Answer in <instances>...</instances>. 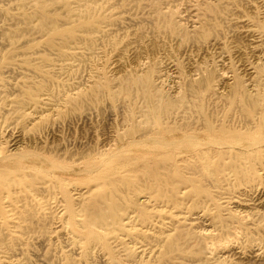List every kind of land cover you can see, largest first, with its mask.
Wrapping results in <instances>:
<instances>
[{"label": "bare ground", "instance_id": "6f19581e", "mask_svg": "<svg viewBox=\"0 0 264 264\" xmlns=\"http://www.w3.org/2000/svg\"><path fill=\"white\" fill-rule=\"evenodd\" d=\"M166 1H169V0H166ZM201 3L203 6L202 7L203 12L201 13L199 8L195 9L196 20H194V23H193V26H191L192 27L191 29L186 28L183 25V22L180 20V18H178L171 11L163 10L161 6L157 3L152 4V7H153L152 22L154 23V25L159 30L167 31V33H170L172 36L175 34L178 36L181 35L182 39L187 43H192V45L193 43L194 44L196 43L197 47H199L198 51L199 52L200 50L202 51V55L198 51H197L198 53L196 52L193 53V54L196 53L195 55L198 57L199 55L203 57L210 56L209 53L212 52L210 51L212 50V48L218 49L221 47L223 48L227 45V43L225 41H222L221 37L219 36V33L221 31L218 28V26L220 25L219 23H217L218 20L212 18L211 17L212 15L210 16L209 14V13H213L215 15H218V19H220L219 14L225 12L226 6L224 7L223 5L215 3L212 0H202ZM245 5L246 4H244V8H245ZM248 5H249V8L251 9L256 8L252 4H248ZM110 7H112L110 4L106 2L100 3L99 0H22L21 3H19V8L21 9L20 12L18 13V15L16 12L17 16H13V17L17 20L18 23H24L25 27L22 28V33L24 35L28 33L39 34L40 37H42V39L36 40V39H30L29 37L24 36V38L20 40L19 35H14V34L4 35V33H3L4 37L0 38V48H5L6 46L11 47L7 52H4L2 51V49H0V79L6 74H14L18 72H19L18 74H20L21 76L22 74L24 75L27 74V75L34 76L36 78L34 80L31 79L32 81L22 83L23 85L19 89V92H17L18 94L16 95V97H15V94L13 93L15 97V99L13 100L14 101L13 103H15L14 105L15 108L13 109L18 111V114H20L19 116H20V119L22 120V123L27 124L28 122H31V121L36 122L41 117V115L47 111L49 112L57 111V113H60V112L64 113L65 111L62 112L63 111L62 109L65 106H67L68 103L69 104L72 103L74 105L72 106L74 107V109L81 110L85 107L86 104H88L86 102L89 98L100 100L101 98L105 96L109 97L112 100L119 101L120 99L125 104L129 105L131 108V111L129 112L128 117L130 119L136 115L137 110H135V108H137L138 106L140 110V114L145 116L146 119L152 120L153 125L150 126V128L148 129H140L136 125L130 124L127 127V133H125L127 134L126 138L123 137L124 138L123 142H125L124 146L122 147L119 146L121 144L120 143L118 147L115 149H113L111 145H109L107 149L105 148V151L109 150V153L107 154L109 155V158H111L110 152L113 154L116 153L117 155L119 154L118 152H120L122 149L129 148L127 146H130V148L131 146L134 147L136 151H138V149L139 150L147 149L148 151L147 150L146 151L149 152V154H151V159L148 161L145 167V176L142 177L141 181L143 182V184L146 185V188L149 190L150 193L137 197V193H135V190H132L133 189L132 185L134 184V181H132V179H130L128 175H125V174L120 175L118 172L112 171V173L109 172L110 174L107 176H104V175L93 176L96 178H93L92 181L97 182V183L89 184V186L86 187L87 188L86 190L81 189L76 199L72 200L70 204L67 205L68 212L65 211L68 213L67 220H69V222L65 221L66 226L63 225V227L68 228V231L71 234L69 238L71 243H73L74 245H77L78 248L81 249L86 255H89L91 250L94 247L96 248L95 246L96 243L106 242V245L111 250L109 252L113 253V255L111 256L110 264H123V263L129 264V262H137L140 259H142V256H144V254L146 253L151 254L153 251H155L154 248H160L161 251L159 252V255L161 257L167 258L170 261H173L175 264H184L185 257L182 256L181 254L182 252H187V251L191 252L192 258L198 264H211V261L223 249L230 246V247H234L233 250L235 251V249H240L241 244L251 247L252 251L251 252L249 251L250 252L249 255L257 256L258 253H257L256 248L261 247L262 240L261 239L258 240V238L255 239L252 236V231L246 230V226L250 224H254L250 219L252 218L254 219L255 215L253 214V216H250L249 218V214L245 213L246 211H249L248 209L252 211L253 210L251 209L252 207L251 208L249 207L247 210L245 209L246 211L244 210V212L240 211L241 209L238 211L237 208L233 210L232 207H230L228 209L230 210L229 215L227 217L220 216L219 221L217 222L214 221L215 217L210 218L211 214L209 215V218H207V216H205V211L203 209L202 211H198V212L194 211L193 214H196L195 219H198L201 222L203 221L205 222V224L208 223V225H210L208 227H211L212 225L220 224L221 226H224L227 229H229L228 232L230 235L236 237V240L235 238L233 240L232 236L227 235L231 237V238L228 237L229 240L228 238L225 237V239L228 241L225 240L226 242H222V241L219 242L218 240L221 239L220 238L221 236L219 237L217 233V237H218L217 241L219 243L216 240L215 242H213L216 236L217 229L216 231H214L215 229L205 230L206 227L203 225L204 230L200 229L198 231V230H194L193 228L181 225L180 223H177V222L167 223L163 219H158L154 217L159 216V213H157V211L168 210L167 208L170 207L169 205L170 201L174 204V206L178 207L182 203H184L186 198H189L190 200H192L193 206L206 207L205 201L209 199L208 197L209 192L207 191V189H205L203 180H205L208 176L210 179L209 181H211L212 183L218 182L220 178L219 174L227 173V171L232 172L235 179H237L238 183L245 184L250 190L258 192L257 195L259 194L258 197L260 199L258 204H259V207L263 209V212H261V215H264V188L258 187L259 184L261 183L260 179L263 176V174L260 172V169H261V166L264 165V46L261 49L258 48L259 45H262L264 43V18H260L259 22H257V26L260 29L257 32L256 30H254V24L251 22V20H246L245 22L240 21L243 24L242 26L245 27V29L242 30V32L238 31L240 34L237 33V35H240L241 38H244V39L246 38L245 42H247L248 40L249 43L248 45L244 43H240L238 46L232 45L233 46L232 48H234L233 50H235V55L238 57V60L242 62L241 66L243 67L244 73H246L247 78H245L243 72L239 70L241 66L240 68H237L238 67L237 65L235 69H232V71H230L232 73L230 75L229 74L227 75L226 73H228L227 71L229 69L225 73L224 70H222L223 67L221 68L219 65L218 66L220 68H217L214 64L213 65L210 64L211 66L209 65V67H207L206 66L207 62L205 61L207 58L206 59L204 58V61L206 62L205 66H202L201 61H200L199 65L202 66V68L200 67L201 69L196 68V66L199 67V65H196L194 68H192L189 66L190 64L189 63L187 65L190 68L186 69L187 73L186 72L184 73V69L182 70V68L179 66V63L177 62V61L180 62V60L177 59L176 61V58L180 57V56L177 57L178 54L180 55L179 53L180 50L178 51V49L176 48L177 49V50L175 49L176 51H171L170 49L172 48L169 47V49H165L166 51H164V53L167 52L166 54L167 56L165 55L166 58L163 57L165 59L163 60L165 64L164 66L166 67L172 66L175 69H178V73H181L182 75L187 74V87L185 89H186V92H188V94L184 96L183 95L178 96V97L173 95L174 93L164 94L163 86L159 82V79L163 78L162 72L165 68L161 65V63L163 62H160L159 64L157 60L151 59L150 57L153 54H151L150 57L147 56L148 51L150 50V47H145V46L138 47L140 46V41H139V44L137 45V47H131L130 43L131 44L133 43L127 42L125 44L123 43L124 45L119 46L115 49L116 54H115L114 60L112 59L113 60L112 68L116 72L113 74H109L110 72L108 70L102 69L101 66H100L101 68L97 67L95 68V70L93 71L91 70L92 73L90 75L88 74L89 75L88 81L86 80L88 82L87 85L82 86L81 84L78 87H76V90L70 89L69 88L70 86L67 88V85L63 83L56 82V80L54 79L55 77L58 78L60 76L67 75L71 70H73L75 66H77V64H79L84 59H86V57H89L90 59L91 57H96L97 55H100V48H101L100 43L115 44L117 42V40L115 39V35H114L115 30L112 26H116L118 23L116 22V20H114L113 14L107 11V9H109ZM256 13L258 14V11ZM255 16L257 15L255 14ZM2 17L4 18V16ZM191 22H190V25L192 24ZM188 23H189V20H188ZM3 31H5V29ZM234 36L236 35L234 34ZM236 38L237 40H242V39H238L240 37H236ZM135 39H138V38H135ZM155 40L156 39H154V41ZM160 42L161 40L159 41V43ZM233 42L235 43V41ZM155 43L153 44V46L156 49ZM237 43H239V41ZM163 44L166 45L164 42ZM163 44L161 43L162 47H164ZM142 45H143V42H142ZM189 46H191V44H189ZM186 47L188 46H186V43H185V48ZM19 50H21V52H19ZM215 50L214 52H217V51L220 52V50H217V51ZM184 51H183V54L185 53ZM188 52L191 54V51L188 50ZM155 53H156V50H155ZM102 54H103V51H102ZM211 54L213 55V53ZM248 54L253 59L251 63H249L247 60L248 58H246ZM20 55L25 56V57L19 58ZM215 55H217V53ZM191 58L192 57L189 56L187 59L186 58L185 59L191 60ZM219 58H221V55ZM224 58H226L227 60V57H224ZM229 58L230 57H228V63H229V60L231 59ZM126 59L127 60L130 59L131 61H133L134 65L131 70L128 71V69H126L128 72H125L124 74L120 75L119 73L121 71L123 72L125 71L124 69L126 67L125 65ZM209 59L210 58H208V60ZM211 59H214V57H212ZM226 60L224 61L226 62ZM131 61H130V64H131ZM202 61H203V58H202ZM197 62L198 61L194 63H197ZM90 63H93V62L91 61ZM233 65L231 67H233ZM168 69L166 68V70ZM224 69H226V67ZM173 70H172V74L174 73ZM180 86L178 88V92L181 91L182 86L181 87ZM168 88L170 87H167V89ZM183 90H184V85H183ZM3 92L5 91L3 90ZM6 93L11 94L8 92ZM224 95L231 96L230 97L231 108L225 111H222V110L219 111L218 109H212L209 103L204 102L205 100L212 102L213 99L218 98L219 96H224ZM2 99L4 98H1V100ZM7 101H10V100H7ZM5 105H7V103ZM88 105H86V107ZM28 109H32V111L30 112L29 110L28 112ZM67 111L69 110L67 109ZM44 114H47V113H44ZM52 116L53 115H51V117ZM12 120H14V118ZM10 122H11V119H10ZM45 122L46 121H44V123ZM7 124H10L9 120ZM52 124H49V125L47 124L46 130L48 132L52 130V126H51ZM18 125H20V123H18ZM15 129H17V127ZM8 130L1 129L0 127V222L6 224L8 229L11 231L12 227L16 223L15 221L16 218H19V219L24 218L27 220V218L34 215L35 210H30L31 208L28 209L27 205H35L39 203L38 201L40 198L39 197L40 193L46 192L50 189L52 183L54 182V178L52 177L53 176L52 172H50L54 164L52 163L53 159L51 163L49 164L50 160H48L46 156L42 155L40 151H39L40 153L36 150L34 151L32 147H31L32 149L31 151L29 149L27 150L26 144L24 145V141L21 140L20 138L19 139H12V138L9 139V136L12 134L7 135V133H9ZM121 137H122V134H121ZM28 138L29 136L26 139ZM34 138H35L36 144L37 143L40 144L41 138L38 135L35 136ZM34 138H32V140ZM48 139H50V136ZM64 140H63V144H64ZM108 140H105L107 145L109 144ZM55 141L57 142V139ZM9 142H10V145H8ZM49 142L50 141L48 140V144ZM66 144L67 143H65L62 146H65ZM31 145H33V142ZM44 145L47 147V142ZM44 145L43 146L41 145L42 148L44 147ZM115 145L114 147L117 146ZM37 149H38V146H37ZM64 149L63 151H65ZM74 151L75 150L71 152H74ZM75 152L77 153V150ZM79 152H82V151L80 150ZM64 153H66V151ZM127 153L124 152V154H127ZM46 154H49V153H46ZM68 155L69 154H67V156ZM128 155H130V153ZM102 157L100 156V158L104 159V156ZM101 161L104 162L103 160ZM101 161L97 163L100 166L102 163ZM47 162L50 167L45 166ZM56 164L58 167V165H60L61 163L58 164L56 162ZM70 165L73 166L74 164H70ZM72 166H70V168ZM57 167L55 166L53 168H57ZM60 167L64 168V165L63 166L60 165ZM91 167H93V165H91ZM95 167L97 168V165ZM65 168L67 167L65 166ZM76 168H78L77 170H80L79 166ZM86 169L87 168L85 167V170L84 168L81 170L86 171ZM53 171H55V169H53ZM68 171L69 170H67V174H68ZM76 173L74 172V174ZM46 177L47 179H45ZM101 181H105L106 183V188L102 190L98 189V186L101 183ZM190 185H193V186L195 185V187H197L198 189V190L196 189L197 192L188 193L184 195L185 189L188 188V186ZM64 189L67 190L68 188L66 187ZM62 190L63 188L61 189V191ZM74 190H77V188ZM67 195L69 196V194ZM57 199H58V196H57ZM233 204H236V203L234 202ZM230 206H231V202H230ZM244 206H240L239 208L241 207L245 208L246 206L245 207ZM153 209H157V210L154 211ZM14 211L19 212L18 214L19 217L14 216L13 214ZM133 213L139 214L138 220L140 221V223H142L140 224V227H139V224L137 225L136 222L134 223L135 219L133 220V217H134ZM257 214L258 212L256 213V215ZM163 217H165V215H163ZM38 218H41V217H38ZM257 218H259V221H260V215H258ZM236 220H237V224H235ZM147 222H148V225H146ZM30 226L28 227L25 226V227L26 229H28ZM32 228L34 227L32 226ZM29 229H31V227ZM223 230L225 231V229ZM263 230L261 229V231ZM49 231L51 230L49 229ZM34 237H35V234H34ZM209 238H213L212 239L213 241L211 239H210L211 241H207V239L209 240ZM237 240L240 242H238ZM111 242H115L117 244L114 245ZM237 243L240 245L236 246ZM137 245L139 246L140 250L139 249L137 250L138 248L136 247ZM116 247H119L120 250L116 251L115 249ZM1 248L3 250L0 251V264H22L17 257L19 254H23V250L20 248L17 249L16 247H15L16 249H14V244H12L9 241H6L5 237H3L0 233V249ZM59 250H61V248ZM175 250L178 251L179 253L170 254L171 252ZM225 252L226 250L224 251V253ZM114 254L121 255V258L116 257V255ZM239 254L243 256L242 258H244V255L247 256V254L243 253V251L240 252ZM259 254H261V252ZM64 258H65V264H76L75 260L71 256L65 255ZM262 262L263 261H261V264ZM80 263H82L81 259H80ZM32 264H43V263L37 260ZM151 264H154V263H151Z\"/></svg>", "mask_w": 264, "mask_h": 264}, {"label": "rangeland", "instance_id": "374dc122", "mask_svg": "<svg viewBox=\"0 0 264 264\" xmlns=\"http://www.w3.org/2000/svg\"><path fill=\"white\" fill-rule=\"evenodd\" d=\"M19 1V2H18ZM22 0H0V38L4 37V35L7 34H14V35H19L20 36V40H22L25 37H29L30 39H36V40H41L42 37H40L39 34H23L22 33V28L25 27L24 23H18L17 20L13 17V16H17L18 13L20 12V8H19V3H21ZM139 1V2H137ZM198 1V2H197ZM215 3L221 4L225 7V12L219 14L220 19H218V15H215L213 13H209L210 16L216 20H218L217 23H219L220 25L218 26V28L220 29V33L219 36L221 37L222 41H225L227 43V45L225 47H221V48H212L211 53H213V55L211 53H209L210 56H201L202 55V51L200 50V52L198 51L199 47H197V44L193 43H187L182 39L181 35H171L170 33H167V31H163V30H159L154 23L152 22V18H153V7L152 4H159L161 6V8L163 10L166 11H171L172 13H174L178 18H180V20L183 22V25L186 28L191 29L194 23V20H196L195 17V9L199 8V10L201 11V13L203 12L202 9V0H99L100 3H108L110 4L112 7H110L109 9H107V11L111 14H113V18L114 20H116V22L118 23L116 26H112L114 28V35H115V39L117 40V42L115 44H111V43H100V55H97L96 57H91L89 59V57H86V59H84L82 62H80L79 64H77V66H75L73 68V70H71L67 75H63L60 77H55L54 79L56 80V82H60L63 83L65 85H67V88L69 87L72 90H76V87H78L79 85L82 84V86L87 85V81L89 78V75L92 73L93 70H95V68L97 67H102V69L104 70H108L110 73L109 74H113L116 71L113 70L112 66H113V60L115 58V54H116V48L119 46L124 45L127 42H132L133 44L130 43L131 47H137V45L139 44L140 41V46H145V47H150V50L148 51L147 56L150 57L151 54H153V58L152 56L150 57L153 60H157V62H163V60H165L164 58H166V54L167 52L164 53V51H166L165 49H169L170 48H174L173 50L170 49L171 51H176L178 49L180 55L178 54V56H180L179 58H176L180 60L177 61L179 63V66L182 68V70L184 69V73L187 71L186 69H189L190 67L194 68L196 65L200 64L201 61V65L205 66L206 62V66L209 67V65H215L217 68H222V70H224V72L226 73V71L228 73H226L227 75L231 74L232 69H235V67L240 68V66L242 65V62H240L238 60V57L235 55V50H233L234 48H232L234 46H238L240 43H244L248 45V40L246 41V38H241L239 32H242V30L245 29V27H243L241 22H245L246 20H251V22L254 24V30L259 31L260 29L257 26V22H259L260 18H264V0H212ZM226 1V2H224ZM241 1V2H239ZM249 1V2H248ZM259 1V2H257ZM3 2V3H2ZM8 2V3H7ZM5 3V4H4ZM259 3V4H258ZM148 4V5H147ZM244 4H246L249 8L248 4H252L253 6H255V9H251V8H247V6L245 5L244 8ZM136 5V6H135ZM145 5V6H144ZM199 5V6H198ZM258 5V7H257ZM263 7H262V6ZM7 6V7H5ZM16 6V7H14ZM147 6V7H146ZM3 7V8H2ZM7 8V9H6ZM16 8V9H15ZM137 8V9H136ZM247 8V9H246ZM142 9V10H141ZM144 9V10H143ZM231 9V10H230ZM3 10V12H2ZM6 10V11H5ZM123 10V11H122ZM136 10V11H135ZM146 10V11H145ZM148 10V11H147ZM152 10V11H150ZM252 10V11H251ZM135 11V12H134ZM239 11V12H238ZM254 11V13H253ZM258 11V14L256 13ZM2 12V13H1ZM5 12V13H4ZM13 12V13H12ZM17 12V15H16ZM140 12V13H139ZM145 12V13H144ZM234 13V14H233ZM237 13V14H235ZM263 13V14H261ZM3 14V15H2ZM249 14V15H248ZM255 14L257 16H255ZM192 15V16H191ZM214 15V16H213ZM254 15V16H253ZM4 16V18L2 17ZM194 16V17H193ZM189 17V18H188ZM225 17V18H223ZM247 17V18H246ZM133 18V19H132ZM151 18V19H150ZM236 18V19H235ZM254 18V19H253ZM2 19V20H1ZM9 19V20H7ZM256 19V20H255ZM15 20V21H14ZM125 20V21H124ZM150 20V21H148ZM189 20V23H188ZM6 21V22H5ZM192 21V22H191ZM241 21V22H240ZM15 22V24H14ZM129 22V23H128ZM190 22L192 23L190 25ZM133 23V24H132ZM233 25H232V24ZM237 23V24H236ZM125 24V25H124ZM135 24V25H134ZM188 24V25H187ZM241 24V25H239ZM256 24V26H255ZM19 26V27H18ZM122 26V27H121ZM190 26V27H189ZM231 26V27H230ZM240 26V27H239ZM110 27V26H108ZM243 27V28H242ZM2 28V29H1ZM116 28V29H115ZM131 28V29H130ZM240 28V29H239ZM5 29V31H3ZM12 29V30H11ZM233 29V30H232ZM9 30V31H8ZM15 30V31H14ZM117 30V31H116ZM139 30V32H138ZM230 30V31H229ZM232 30V31H231ZM237 32H236V31ZM2 31V32H1ZM18 31V33H17ZM145 31V32H144ZM239 31V32H238ZM8 32V33H7ZM125 32V33H124ZM142 32V33H140ZM144 32V34H143ZM234 32V33H233ZM4 33V35H3ZM22 33V34H21ZM132 33V34H131ZM146 33V34H145ZM223 33V34H222ZM232 33V34H231ZM222 34V35H221ZM234 34L236 36H234ZM142 35V36H141ZM225 35V36H224ZM23 36V37H22ZM141 36V37H140ZM234 36V38H233ZM230 37V38H229ZM236 37H240L238 39H242V40H237ZM134 38V39H133ZM138 38V39H135ZM151 40H150V39ZM156 39L154 41V39ZM149 39V40H148ZM236 39V40H235ZM135 42H133V41ZM144 40V41H143ZM147 42H146V41ZM161 40V42L159 43V41ZM166 42H165V41ZM228 40V41H227ZM184 41V42H183ZM235 41V43L233 42ZM239 41V43H237ZM242 41V42H241ZM143 42V45H142ZM149 42V43H148ZM156 42V43H155ZM163 42L166 44L164 45ZM233 44H231V43ZM124 43V44H123ZM146 43V44H145ZM155 43L156 49L154 48L153 44ZM159 43V44H157ZM161 43L163 44L164 47H162ZM169 43V44H168ZM185 43H186V47L185 48ZM104 44V45H103ZM136 44V45H135ZM173 44V45H171ZM189 44H191V46H189ZM230 46H229V45ZM237 44V45H235ZM133 45V46H132ZM149 45V46H148ZM151 45V46H150ZM195 45V46H194ZM105 46V47H104ZM174 46V47H173ZM262 46V47H261ZM264 43L262 45H259V49L263 48ZM111 47V48H110ZM113 47V48H112ZM154 49H153V48ZM159 47V49H158ZM162 47V48H161ZM167 47V48H165ZM191 47V48H190ZM195 47V48H194ZM11 47L6 46L5 48H0L2 49V51L7 52ZM164 48V49H163ZM177 48V49H176ZM180 48V49H179ZM189 48V49H187ZM227 48V50H226ZM105 49V50H104ZM176 49V50H175ZM187 51H186V50ZM197 49V50H195ZM216 49V50H215ZM103 54H102V51ZM113 50V51H112ZM153 50V51H152ZM156 50V53H155ZM158 50V51H157ZM182 50V51H181ZM185 50V51H184ZM191 51V54L188 52ZM217 50V52H214ZM224 50V51H223ZM163 51V52H162ZM183 51L186 53L183 54ZM201 53V55L196 56V53ZM226 51V52H225ZM228 51V53H227ZM19 52H21V50H19ZM152 52V53H151ZM194 52H196L195 54H193ZM219 52V53H218ZM225 52V53H222ZM234 54H233V53ZM163 53V54H162ZM217 53V55H215ZM102 54V55H101ZM107 54V55H106ZM155 54V55H154ZM183 54V55H182ZM225 54V56H224ZM231 54V55H230ZM233 54V55H232ZM166 55V56H165ZM188 55V56H187ZM212 55V56H211ZM221 55V58H219ZM223 55V56H222ZM229 55V56H228ZM235 55V56H234ZM105 56V57H104ZM187 59L189 56H191L193 58H191V60H186L184 57ZM25 56L20 55L19 58H23ZM101 59H99V58ZM104 57V59H103ZM164 57V58H163ZM212 57H214V59L218 62H216L214 59H211ZM227 57V60L226 58ZM228 57H230L229 59V63H228ZM94 58V59H92ZM155 58V59H154ZM184 58V59H183ZM203 58V61H202ZM204 58L206 59L204 61ZM208 58H210L208 60ZM233 58V59H232ZM248 58V62L251 63L252 62V58L251 56L248 54L247 57ZM88 59V60H87ZM113 59V60H112ZM160 59V60H158ZM201 59V60H199ZM102 60V61H101ZM108 60V62H107ZM112 60V61H111ZM183 60V61H182ZM214 60V61H213ZM221 60V61H220ZM226 60V62L224 61ZM232 60V61H231ZM238 60V62H237ZM93 63H90V62ZM130 59H126V67H125V71H121L119 74H124L125 72H128L129 70L132 69L134 63L133 61H131L130 64ZM188 61V62H186ZM198 61L197 63H194ZM211 61V62H210ZM225 63H224V62ZM89 62V64H88ZM99 62V64H98ZM193 62V64H192ZM220 62V63H219ZM223 62V63H222ZM236 62V64H235ZM255 62V61H254ZM86 65H84V64ZM128 63V64H127ZM190 63V64H189ZM209 63V64H208ZM235 65H233V64ZM96 64V65H95ZM111 64V65H110ZM189 64V66L187 65ZM80 65V66H79ZM161 65L164 68L162 75L163 78L159 79V82L162 84L163 86V91L164 94H173L175 96H184L187 95L188 92H186V87H187V74L186 75H182L181 73H178V69H175L174 67H166L164 66V62L161 63ZM193 65V66H192ZM199 65L196 66V68L201 69L202 66ZM210 65V66H211ZM220 67H219V66ZM222 65V66H221ZM225 65V66H223ZM230 67H229V66ZM233 65V67H231ZM186 66V67H185ZM228 66V67H227ZM251 66V65H250ZM86 67V68H85ZM94 67V68H93ZM100 67V68H101ZM104 67V68H103ZM201 67V68H200ZM226 67V69H224ZM91 68V69H90ZM166 68H170V69H174V73L172 74V70L168 69L166 70ZM231 68V69H230ZM89 71H88V70ZM128 69V71L126 70ZM92 70V71H91ZM241 72H243L244 77L247 78L246 73H244V69L241 66V68L239 69ZM83 71V72H82ZM168 73H166V72ZM177 71V72H176ZM82 72V73H81ZM112 72V73H111ZM19 73V72H18ZM18 73H14V74H6L5 76H3L0 79V124H1V129H9L10 127V131L8 130L9 133H7V135L9 136V139H21L24 141V145L26 144V148L27 150L29 149L30 151L33 149L34 151H40L42 155L46 156L48 158L49 164L51 163L52 159V163L54 164L53 167H57V164H60L61 166L64 165L67 168H63L60 167V165H58L57 168H53L50 172H52V177L54 178V182L52 183L50 189L46 192H42L40 193V198H39V203L35 204V205H27V208L30 210H35V213L33 216L24 219V218H16V223L15 225L12 227V230L10 231L7 227L6 224L0 222V233L3 237H5L6 241L11 242L12 244H14V249H22L23 250V254H19L18 255V259L22 264H32L35 261L39 260V262H42L43 264H65V255H69L71 256L76 264L78 262V264H83L84 262L86 264H110V260H111V256L113 255V253L109 252L111 251L110 248L106 245V242H98L95 244L96 248L94 247L89 255H86L81 249L78 248L77 245H74L73 243H71L70 241V233L68 231V228L63 227L66 226V222L67 217H68V207L67 205L70 204V202L74 199H76L77 195L79 194V191L81 189L86 190L89 186V184L92 183H97L92 181L93 176L96 175H104L107 176L110 173L113 172H118L120 175L121 174H125L128 175V177L130 179H132V181H134L133 189L135 190V193H137V197L142 196L144 194H149V190L146 188V185L143 184V182L141 181L142 177L145 176V167L148 163V161L151 159V154H149V152H147V149H138V151H136V149L134 147L131 146H127L130 148H124L122 149L120 152H118L119 154L116 155V153H111L110 152V157L109 155H107L109 153L108 151H105V148L107 149L109 147V145H111V147L113 149L117 148L118 145L119 146H124L125 142L124 138H126L127 134V127L131 124V125H136L138 128L140 129H148L150 128V126H152V120L146 119L145 116L140 114V110L139 107L137 106V108H135V110H137L136 115L133 118H129L128 114L131 111V108L129 105L125 104L122 100L119 99L118 100H112L109 97L105 96L103 98H101L100 100H95V99H91L89 98L87 100L86 105H88L86 107L78 110V109H74V106L72 103H68L67 106H65L62 110V112L64 113H57V111L54 112H44L47 114H42L41 117L36 121H31L28 122L27 124L22 123V120L20 119V114H18V111L14 110L13 108L15 103H13L16 95L18 94L17 92H19V89L21 88V86L23 85L22 83L25 82H29L32 81L34 79H36L34 76L31 75H27V74H22V76ZM80 73V74H79ZM187 73V72H186ZM75 74V75H74ZM89 74V75H88ZM167 74V75H165ZM177 74V75H176ZM8 75V76H7ZM12 75V76H11ZM165 75V76H164ZM171 75V76H170ZM11 76V78H10ZM19 76V77H18ZM173 76V77H172ZM180 76V77H179ZM16 77V78H14ZM72 77V78H71ZM167 77V78H166ZM177 77V78H175ZM185 77V79H184ZM18 78V79H17ZM169 78V80H168ZM172 80H171V79ZM180 78V79H179ZM27 79V80H25ZM32 79V80H31ZM38 79V78H37ZM59 79V80H58ZM82 79V80H81ZM175 79V81H174ZM183 79V80H182ZM8 80V81H7ZM17 80V81H16ZM24 80V81H23ZM58 80V81H57ZM87 80V81H86ZM167 80V81H166ZM181 80V81H179ZM19 81V82H18ZM22 81V82H21ZM171 81V83H170ZM175 82V83H174ZM184 82V83H183ZM84 83V84H83ZM169 84V85H168ZM3 85V86H2ZM14 85V86H13ZM181 87V91L178 92V88L179 86ZM183 85H184V90H183ZM16 86V87H15ZM178 86V87H177ZM4 87V88H3ZM74 87V88H73ZM167 87H170L167 89ZM2 89V90H1ZM6 89V90H5ZM166 89V90H165ZM177 89V90H176ZM3 90L5 92H3ZM10 90V91H9ZM13 90V91H12ZM18 90V91H17ZM183 90V91H182ZM169 91V93H168ZM177 91V92H176ZM2 92V94H1ZM11 93V94H7ZM171 92V93H170ZM185 92V93H184ZM6 95H5V94ZM13 93L15 94V97L13 95ZM5 95V96H4ZM8 95V96H7ZM13 95V96H12ZM3 96V97H2ZM222 97V98H221ZM230 97L229 95H224V96H219L218 98H215L211 101H204L206 103H209L212 109H218L219 111H225L229 108H231V101H230ZM1 98H4L1 100ZM8 98V99H6ZM6 99V100H5ZM10 100V101H7ZM93 100V101H92ZM5 101V103H4ZM114 103H113V102ZM10 102V103H9ZM12 102V103H11ZM90 102V103H89ZM2 103V104H1ZM4 105L7 103V105ZM223 103V104H222ZM10 104V105H9ZM3 105V106H2ZM92 107H91V106ZM112 105V106H111ZM7 106V107H6ZM223 106V107H222ZM225 106V107H224ZM228 106V107H227ZM6 107V108H5ZM9 107V108H8ZM69 107V108H68ZM102 107V108H101ZM219 107V108H218ZM12 108V109H11ZM28 108V107H26ZM101 108V109H100ZM7 109V110H6ZM67 109L69 111H67ZM89 109V110H88ZM92 109V110H91ZM122 109V110H121ZM124 109V110H123ZM32 111V109H28V112ZM71 110V111H70ZM88 110V112H87ZM6 111V112H5ZM112 111V112H111ZM114 111V112H113ZM125 111V112H124ZM9 112V113H8ZM14 112V113H13ZM17 112V113H16ZM70 112V114H69ZM75 112V113H74ZM78 112V113H77ZM117 112V113H116ZM6 113V114H5ZM56 115H55V114ZM84 113V114H83ZM115 113V114H114ZM11 114V115H10ZM61 114V115H60ZM65 114V115H64ZM90 114V115H89ZM3 115V116H2ZM14 115V116H13ZM45 117H44V116ZM48 115V116H47ZM51 115H53L51 117ZM72 115V117H71ZM6 116V117H5ZM11 116V118H10ZM19 116V117H18ZM81 116V117H80ZM139 116V117H138ZM4 117V118H3ZM17 117V118H15ZM60 117V119H59ZM65 117V119H64ZM14 118V120H12ZM50 118V119H49ZM52 118V119H51ZM67 118V119H66ZM84 118V119H83ZM88 118V119H87ZM3 119V120H2ZM6 119V120H5ZM11 119V122H10ZM16 119V120H15ZM54 119V120H53ZM72 119V120H71ZM76 119V120H75ZM83 119V120H82ZM133 119V120H132ZM135 119V120H134ZM9 120V123L11 124H7ZM20 120V121H19ZM51 120V121H50ZM53 120V121H52ZM65 120V121H64ZM76 122H75V121ZM16 121V122H15ZM18 121V122H17ZM44 121H46L44 123ZM67 121V122H66ZM134 121V122H133ZM144 121V122H143ZM54 122V123H53ZM71 122V123H70ZM78 122V123H77ZM17 123V124H16ZM18 123H20V125H18ZM32 123V124H31ZM35 123V124H34ZM52 124V132H48L46 130V126L47 124ZM60 123V124H59ZM70 123V124H69ZM77 123V124H76ZM120 123V124H119ZM141 123V124H140ZM8 127H7V125ZM34 124V125H33ZM42 124V125H41ZM68 124V125H66ZM126 124V126H125ZM41 125V126H40ZM65 125V126H64ZM70 125V126H69ZM73 125V126H72ZM20 126V127H19ZM30 126V128H29ZM40 126V127H39ZM61 126V127H60ZM67 126V127H66ZM7 127V128H6ZM13 127V128H12ZM17 127V129H15ZM28 127V128H27ZM45 127V128H44ZM71 127V128H70ZM143 127V128H142ZM41 128V129H40ZM54 128V129H53ZM15 129V130H14ZM25 129V130H24ZM31 129V130H30ZM33 129V130H32ZM43 129V130H42ZM57 129V130H56ZM63 129V130H62ZM68 129V130H67ZM121 129V130H120ZM39 132H38V131ZM46 130V131H45ZM61 130V131H60ZM114 130V132H113ZM24 131V132H23ZM34 131V132H33ZM37 131V132H36ZM59 131V132H58ZM12 132V133H10ZM15 132V134H14ZM22 132V133H21ZM36 132V133H35ZM41 132V133H40ZM57 132V133H56ZM24 133V135H23ZM43 133V135H42ZM52 133V134H51ZM56 135H55V134ZM60 133V134H59ZM118 133V134H117ZM21 134V135H20ZM29 134V135H28ZM32 134V135H30ZM36 134V135H35ZM40 134V135H39ZM112 134V135H111ZM122 134V137H121ZM125 134V135H124ZM34 135V136H33ZM39 136L41 139L40 144L35 142V136ZM50 136V139L49 136ZM53 135V136H52ZM55 135V136H54ZM60 135V136H59ZM29 136L28 139H26ZM34 138L32 140V138ZM63 138H62V137ZM112 136V137H110ZM115 136V137H114ZM23 139H22V138ZM48 137V138H47ZM52 137V138H51ZM55 137V138H53ZM118 137V138H117ZM124 137V138H123ZM31 138V140H30ZM65 138V140H64ZM57 139V142L55 141ZM62 139V140H61ZM109 139V140H108ZM113 139V140H112ZM118 139V140H117ZM44 140V141H43ZM48 140L50 141L48 144ZM59 140V141H58ZM63 140H64V144L67 143L65 146L63 144ZM109 143L108 145L106 144V141ZM30 144H29V142ZM52 141V143H51ZM104 141V142H103ZM33 142V145H31ZM35 142V143H34ZM47 142V147L44 145ZM96 142V143H95ZM100 142V144H99ZM28 143V144H27ZM44 143V144H43ZM55 143V144H54ZM59 143V144H58ZM61 143V144H60ZM123 143V144H122ZM36 144V145H35ZM53 144V146H52ZM102 144V145H101ZM113 144V145H112ZM117 146H116V145ZM8 145H10V142L8 143ZM28 145V146H27ZM44 145V147L42 148V146ZM55 145V146H54ZM61 145V146H60ZM114 145L116 147H114ZM30 146V148H29ZM38 146V149H37ZM49 146V147H48ZM52 146V147H51ZM103 146V147H102ZM32 147V149H31ZM36 147V148H35ZM46 147V149H45ZM58 147V149H57ZM63 147V148H62ZM25 148V149H26ZM42 148V149H41ZM48 148V150H47ZM56 148V149H55ZM65 148V149H64ZM95 148V149H94ZM104 148V149H103ZM111 148V149H112ZM55 149V150H54ZM62 149V150H61ZM63 149L66 151V153H64L65 151H63ZM128 149V150H127ZM135 149V150H134ZM73 150H77V153L71 152ZM82 152H79V151ZM85 150V151H84ZM88 150V151H87ZM142 150V151H141ZM147 150V151H146ZM68 151V152H67ZM93 151V152H92ZM99 151V152H98ZM146 151V152H145ZM39 152V153H40ZM86 154H85V153ZM89 152V153H88ZM122 152V153H121ZM129 152L130 155L124 154ZM45 153V154H44ZM49 153V154H46ZM71 153V154H70ZM79 153V154H78ZM138 153V154H137ZM66 154V155H65ZM67 154H69L67 156ZM74 154V155H73ZM77 154V155H76ZM84 154V156H83ZM113 154V155H112ZM48 155V156H47ZM62 155V156H61ZM112 155V156H111ZM73 156V158H72ZM81 156V157H80ZM100 156H104V159L100 158ZM126 156V157H125ZM50 157V159H49ZM69 157V158H68ZM103 160L104 162L101 163V166L97 163H99V161L96 160ZM133 158V159H132ZM64 159V160H63ZM110 159V160H109ZM91 160V161H90ZM108 160V161H107ZM55 161V163H54ZM96 161V162H95ZM87 162V163H86ZM94 162V163H93ZM63 163V164H62ZM66 165H65V164ZM84 165H82V164ZM48 162L45 164V166H49ZM56 164V165H55ZM70 164H74L73 166ZM88 164V165H87ZM93 165V167H91V165ZM72 166L70 168V166ZM78 165L81 169L85 167L87 168L86 171L84 170H77ZM97 165V168L95 167ZM104 165V166H103ZM129 165V166H128ZM12 166V164H11ZM83 166V167H82ZM100 166V167H98ZM50 167V166H49ZM75 167V168H74ZM90 167V168H89ZM63 168V169H62ZM70 168V169H68ZM93 168V169H92ZM121 168V169H120ZM53 169H55V171H53ZM60 169V171H59ZM73 169V170H72ZM90 169V170H89ZM63 170V171H62ZM67 170L68 174H67ZM74 171L76 174H74ZM90 171V172H89ZM120 171V172H119ZM58 172V173H57ZM72 172V174H71ZM84 172V173H83ZM110 172V173H109ZM260 172L263 174V176L260 179V184L258 187L260 188H264V165L261 166ZM82 173V174H81ZM57 175V176H56ZM82 175V176H81ZM60 176V177H59ZM220 178L218 180V182H214L212 183L211 181H209V177L207 176L206 179L208 180H203V184L205 189H207V191L209 192V199L205 201V205L206 207H195L192 205V200H190L189 198H186L184 203H182L180 206L176 207L174 206V204L170 201L169 205L170 207L167 208L168 210L166 211H157V213H159V216H155L154 218H158V219H163L165 222H177L180 223L181 225H184L186 227H190L193 228L194 230H204L203 225L206 227V229H215L214 231H216V236L214 238V241L212 240L213 238H209V240L207 239V241H213L215 242V240H218L217 237V233L218 236L221 238H219L220 240H218L219 242H226L229 240L228 237L232 236L229 234V229H227L224 226H221L220 224L218 225H212L211 227H208L210 225H208V223L205 224V222H201L198 219H195V215L193 214L194 211L198 212V211H202V209L205 211V216H207V218H214V221H219V217H227L229 215L230 210H228L230 207H232V209L234 210L235 208L238 209V211H243L246 209H248L249 207L251 209H253L252 211L250 209H248L249 211H246L245 213L249 214V218L250 216H253V214L255 215V218L250 219L254 224H250L248 226H246V230L248 231H252V236L258 240L261 239L262 240V245L261 247H257V256H252L249 255L250 252L252 251L251 247L249 246H245L243 244H241L240 249H235V251L233 250L234 247H226L225 249H223L221 252H219L216 257L211 261V264H264V215H261V212H263V209L259 207V197L257 195L258 192H255L253 190H250L245 184H240L238 183L237 179H235L234 175L232 174V172H228L227 173H220L219 174ZM230 178V179H228ZM47 179V177L45 178ZM60 180V182H59ZM72 180V181H71ZM71 181V182H69ZM76 183V184H75ZM60 186V187H59ZM65 186V187H63ZM71 186V187H70ZM78 186V187H77ZM68 188L67 190L64 188ZM63 188V190L61 191V189ZM77 190H74L76 189ZM106 188V183L105 181H101V183L98 186V189L102 190ZM246 188V190H245ZM197 187H195V185H190L188 186V188L185 189V194L188 193H196ZM243 189V190H242ZM66 190V191H65ZM69 190V191H68ZM148 190V191H147ZM198 190V189H197ZM66 192V193H65ZM77 192V193H76ZM61 193V194H60ZM239 193V194H238ZM69 194V196L67 195ZM46 195V196H45ZM254 195V196H253ZM58 196V199H57ZM63 196V197H62ZM65 196V197H64ZM256 196V197H255ZM69 197V198H68ZM135 197V195H134ZM225 197V198H224ZM246 197V198H245ZM63 198V200H62ZM68 201H67V199ZM240 198V199H239ZM254 198V199H253ZM258 199V200H257ZM51 200V201H50ZM61 200V201H60ZM232 200V201H231ZM58 201V203H57ZM67 201V202H66ZM221 201V202H220ZM69 202V203H68ZM230 202H231V206H230ZM235 202L236 204H233ZM53 203V204H52ZM68 203V204H67ZM238 203V204H237ZM240 203V204H239ZM210 204V205H209ZM234 206H233V205ZM242 204V205H241ZM246 206H244V205ZM257 204V206H256ZM40 205V207H39ZM239 205V206H238ZM42 206V207H41ZM240 206H244L245 208ZM256 206V208H255ZM56 209H55V208ZM67 207V208H66ZM39 208V209H38ZM54 208V209H53ZM37 209V210H36ZM49 209V210H48ZM53 209V210H52ZM62 209V210H61ZM256 209V210H255ZM262 209V210H261ZM48 210V211H47ZM154 211H156L157 209H153ZM197 210V211H196ZM228 210V211H227ZM67 211V212H65ZM251 211V212H250ZM48 212V213H46ZM60 212V213H59ZM183 212V213H182ZM187 212V213H186ZM226 212V213H225ZM258 212V214L256 215V213ZM12 213V212H11ZM40 213V215H39ZM51 215H50V214ZM162 213V214H161ZM177 213V214H176ZM180 213V214H179ZM251 213V214H250ZM15 217H19V212L18 211H14L13 212ZM44 214V215H42ZM179 214V215H178ZM213 214V216H212ZM37 215V216H36ZM39 215V216H38ZM55 215V216H54ZM60 215V216H58ZM134 217V223L136 222L137 225L139 224L140 227V221L138 220L139 218V214L138 213H133ZM163 215H165V217H163ZM173 215V216H172ZM185 215V216H184ZM189 215V216H188ZM223 215V216H222ZM260 215V221L259 218H257V216ZM64 216V217H63ZM182 216V217H181ZM36 217V218H35ZM41 217V218H38ZM48 217V218H47ZM262 218V219H261ZM48 219V220H47ZM63 219V220H62ZM195 219V221H194ZM31 220V221H30ZM35 220V221H34ZM38 220V221H37ZM46 220V221H45ZM54 220V221H53ZM256 220V221H255ZM258 220V221H257ZM53 221V222H52ZM63 221V222H62ZM45 222V223H44ZM56 222V223H55ZM236 222V223H235ZM234 223L237 224V220ZM32 223V224H31ZM39 223V224H38ZM53 223V224H52ZM55 223V224H54ZM62 223V224H60ZM258 223V224H257ZM200 224V225H199ZM260 224V225H259ZM31 225V226H30ZM52 225V226H51ZM146 225H148V222L146 223ZM25 226H30L31 229H26ZM32 226L35 228H32ZM70 226V225H68ZM195 226V227H194ZM252 226V227H251ZM19 227V228H18ZM41 227V228H40ZM58 227V228H57ZM61 227V228H60ZM63 227V228H62ZM201 227V228H200ZM214 227V228H213ZM216 227V228H215ZM52 228V229H51ZM20 229V230H19ZM26 229V230H25ZM46 229V231H45ZM49 229L51 231H49ZM225 229V231L223 230ZM261 229L263 231H261ZM55 230V231H54ZM60 230V232H59ZM219 230V232H218ZM64 231V232H63ZM21 232V233H20ZM36 232V233H35ZM52 232V233H50ZM222 232V233H221ZM19 233V234H18ZM55 235H54V234ZM11 234V235H10ZM22 234V235H21ZM35 234V237H34ZM42 234V236H41ZM49 234V235H48ZM51 234V235H50ZM67 234V235H66ZM226 234V235H225ZM257 234V235H256ZM16 235V236H15ZM19 235V237H18ZM230 235V236H227ZM8 236V237H7ZM27 236V237H26ZM29 236V237H28ZM50 236V237H49ZM52 236V237H51ZM46 237V239H45ZM228 238V240L225 239ZM51 238V239H50ZM53 238V239H52ZM58 238V239H57ZM217 238V239H216ZM231 238V237H230ZM233 240L236 237L232 236ZM26 239V240H24ZM34 239V240H33ZM45 239V241H44ZM211 239V240H210ZM19 240V241H18ZM31 240V241H30ZM37 242H36V241ZM58 240V241H57ZM66 240V241H65ZM226 240V241H225ZM52 241V243H51ZM217 241V242H218ZM238 241V240H237ZM39 242V243H38ZM50 242V243H49ZM216 242V243H217ZM218 242V243H219ZM240 242V241H238ZM24 243V244H23ZM30 243V244H29ZM34 243V244H33ZM48 243V244H47ZM61 243V244H60ZM112 244L116 245L117 243L115 242H111ZM21 244V245H20ZM58 244V246H57ZM60 244V245H59ZM71 246H69V245ZM32 245V246H31ZM37 245V246H36ZM240 244L237 243L236 246H239ZM73 246V247H72ZM104 246V248H103ZM16 247V248H15ZM32 247V248H31ZM66 247V249H65ZM72 249H71V248ZM77 247V248H76ZM136 247L137 250L139 248V246L137 245ZM61 248V250L59 249ZM101 248V249H100ZM232 248V249H231ZM99 249V250H98ZM107 249V251H106ZM116 251H119V247L115 248ZM149 249V248H148ZM155 251H153L151 254H144V256H142V259H140L137 262H129V264H175L173 261L168 260L165 257H161L159 255V252L161 251L160 248H154ZM228 249V250H227ZM3 250L2 248L0 249V251ZM32 250V251H31ZM37 250V251H36ZM40 250V251H39ZM45 250V251H44ZM74 250V251H73ZM97 250V251H96ZM226 250V252L224 253V251ZM230 250V251H229ZM239 252H238V251ZM44 251V252H43ZM53 251V252H52ZM93 251V252H92ZM95 251V252H94ZM100 251V253H99ZM247 254L244 255V258H242L243 256L240 255L239 253L242 252ZM250 251V252H249ZM263 251V252H262ZM34 252V253H33ZM37 252V253H36ZM46 252V254H45ZM56 252V253H55ZM81 252V253H80ZM104 252V253H103ZM111 254H109V253ZM230 252V253H229ZM234 252V253H232ZM237 252V253H236ZM261 252V254H259ZM26 253V254H25ZM55 253V254H54ZM61 253V254H60ZM76 253V255H75ZM95 253V254H94ZM156 253V254H155ZM178 254V251H173L170 254ZM190 253V254H189ZM37 254V255H36ZM54 254V255H53ZM73 254V255H72ZM94 254V256H93ZM148 254V255H147ZM22 255V256H21ZM36 255V256H35ZM52 255V256H51ZM99 257H98V256ZM116 255V257H120L121 255ZM146 255V256H145ZM182 256L185 257V262L184 264H198L191 255V252L187 251V252H182L181 254ZM46 256V257H45ZM54 256V257H53ZM58 256V257H57ZM81 256V257H80ZM187 256V258H186ZM224 256V257H223ZM262 256V257H261ZM21 257V258H20ZM38 257V258H37ZM61 257V258H60ZM102 257V258H101ZM148 257V258H147ZM222 257V258H221ZM238 257V259H237ZM240 257V258H239ZM246 257V258H245ZM250 257V258H249ZM44 258V259H42ZM52 258V259H51ZM92 258V260H91ZM110 258V259H109ZM224 258V259H223ZM248 258V259H247ZM253 258V259H252ZM258 258V260H257ZM22 259V260H21ZM58 259V261H57ZM80 259L81 262L80 263ZM87 259V260H86ZM107 259V260H106ZM190 259V260H189ZM226 259V260H225ZM246 259V260H244ZM261 259V260H260ZM48 262H47V261ZM53 260V261H52ZM85 260V261H84ZM94 260V261H93ZM105 260V261H104ZM109 260V261H108ZM222 260V261H221ZM239 260V261H238ZM248 260V261H247ZM26 261V262H25ZM44 261V262H43ZM46 261V262H45ZM96 261V262H95ZM144 261V262H143ZM149 261V262H148ZM155 261V262H154ZM221 263H220V262ZM224 261V262H223ZM148 262V263H147ZM159 262V263H158ZM247 262V263H246ZM84 263V264H85ZM123 264H128V263H123Z\"/></svg>", "mask_w": 264, "mask_h": 264}]
</instances>
